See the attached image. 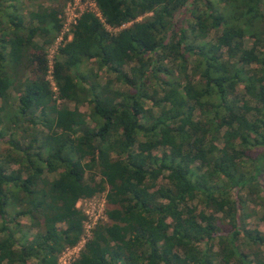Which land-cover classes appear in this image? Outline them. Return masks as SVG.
<instances>
[{"label":"trees","instance_id":"1","mask_svg":"<svg viewBox=\"0 0 264 264\" xmlns=\"http://www.w3.org/2000/svg\"><path fill=\"white\" fill-rule=\"evenodd\" d=\"M7 1L0 264H58L104 191L70 264H264V0H92L51 67L59 8Z\"/></svg>","mask_w":264,"mask_h":264},{"label":"rangeland","instance_id":"2","mask_svg":"<svg viewBox=\"0 0 264 264\" xmlns=\"http://www.w3.org/2000/svg\"><path fill=\"white\" fill-rule=\"evenodd\" d=\"M7 3H12L13 5H20L24 12L26 13L30 9H37L38 5H44L49 7L59 8L60 13L58 17L62 19V30L56 40L46 48V59L49 67L53 58L57 54L58 47L64 42L71 39V25L77 16L85 10H90L93 12H98L95 3L92 0H8ZM141 19V18H139ZM37 43H40L39 39H36ZM252 39L246 37L247 46L252 45ZM37 50V49H35ZM93 70V73H97L98 79L105 82L107 76H114L112 73L106 71L105 68L97 69L92 63H86L81 68V70ZM29 75H32L29 74ZM50 77V76H49ZM54 85V84H53ZM118 87L125 89V86L117 84ZM239 90H242V85L239 86ZM72 103H69V107H72ZM81 110H86L85 107L81 106ZM7 145L5 143L1 144V149H6ZM77 206L85 213L86 220L85 231L82 239L73 247L66 248L59 257L58 264H70V262L78 256L79 250L83 247L85 240L90 237L93 228L97 223H102L107 221L106 210L111 207L108 204L106 198V191L97 193L89 198L80 199ZM254 207V208H253ZM245 211L249 213L246 217L245 223L252 229L264 234V209L259 206H252L251 203L247 205ZM23 223L28 222V218L24 217L22 219Z\"/></svg>","mask_w":264,"mask_h":264},{"label":"built area","instance_id":"3","mask_svg":"<svg viewBox=\"0 0 264 264\" xmlns=\"http://www.w3.org/2000/svg\"><path fill=\"white\" fill-rule=\"evenodd\" d=\"M75 21V20H74ZM84 231H85V223H84Z\"/></svg>","mask_w":264,"mask_h":264}]
</instances>
